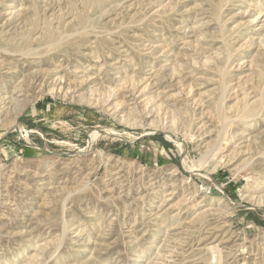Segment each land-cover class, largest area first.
Here are the masks:
<instances>
[{
    "label": "rangeland",
    "instance_id": "374dc122",
    "mask_svg": "<svg viewBox=\"0 0 264 264\" xmlns=\"http://www.w3.org/2000/svg\"><path fill=\"white\" fill-rule=\"evenodd\" d=\"M0 96V264H264V0H0Z\"/></svg>",
    "mask_w": 264,
    "mask_h": 264
},
{
    "label": "bare ground",
    "instance_id": "6f19581e",
    "mask_svg": "<svg viewBox=\"0 0 264 264\" xmlns=\"http://www.w3.org/2000/svg\"><path fill=\"white\" fill-rule=\"evenodd\" d=\"M261 12V11H260ZM18 14V13H17ZM260 14V13H259ZM255 19V18H254ZM253 19V20H254ZM260 41V40H259ZM258 41V42H259ZM261 42V41H260ZM183 69V68H182ZM181 70V69H180ZM178 71V70H177ZM66 75V74H65ZM45 76H41V79L39 80V82H42V80H43V78H44ZM30 79H32L31 81L32 82H30L32 85L30 86V88H32V90L34 89L33 88V85L35 84V82H36V80L38 79V76H32V78H30ZM40 83H38V85H39ZM28 86V87H29ZM40 86V85H39ZM38 86V87H39ZM46 86V85H45ZM23 87V88H22ZM70 89V88H69ZM191 89V88H190ZM25 88H24V86L23 85H18V86H16L15 88H14V90H13V92H12V94L14 95H16L18 92H25ZM107 92V91H106ZM112 93V92H111ZM110 93V94H111ZM13 95H12V100L15 102V101H17V100H15L16 98H15V95H14V97H13ZM105 95V94H104ZM108 95V94H107ZM0 97H2V96H0ZM108 97V96H107ZM109 97H111V95L109 96ZM107 99V98H106ZM20 100V99H19ZM3 101V98H0V102H2ZM28 101H29V99H24V100H22V104L21 105H25V104H27L28 103ZM99 101V100H98ZM92 102V101H91ZM168 137V136H167ZM169 138V137H168ZM174 141H175V143L180 147V149L181 150H183V143L182 142H180V141H178V140H175L174 139ZM182 152V151H181Z\"/></svg>",
    "mask_w": 264,
    "mask_h": 264
},
{
    "label": "water",
    "instance_id": "95a60500",
    "mask_svg": "<svg viewBox=\"0 0 264 264\" xmlns=\"http://www.w3.org/2000/svg\"><path fill=\"white\" fill-rule=\"evenodd\" d=\"M10 130H18V126L17 125H13V127Z\"/></svg>",
    "mask_w": 264,
    "mask_h": 264
}]
</instances>
